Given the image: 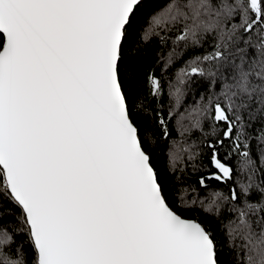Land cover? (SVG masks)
<instances>
[{"label":"snow or ice","instance_id":"snow-or-ice-1","mask_svg":"<svg viewBox=\"0 0 264 264\" xmlns=\"http://www.w3.org/2000/svg\"><path fill=\"white\" fill-rule=\"evenodd\" d=\"M0 264H264V0H0Z\"/></svg>","mask_w":264,"mask_h":264}]
</instances>
